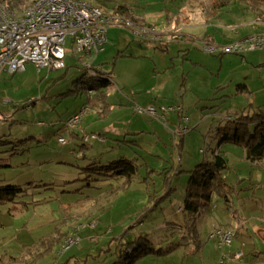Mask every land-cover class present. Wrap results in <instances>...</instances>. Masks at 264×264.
I'll return each instance as SVG.
<instances>
[{"label":"rangeland","instance_id":"374dc122","mask_svg":"<svg viewBox=\"0 0 264 264\" xmlns=\"http://www.w3.org/2000/svg\"><path fill=\"white\" fill-rule=\"evenodd\" d=\"M2 1L21 8L29 0ZM188 1H202L191 15L183 0H124L133 13L155 24L156 36L141 39L123 22L111 20L104 49L93 64L110 75L104 113L98 97L83 90L92 78L76 58L66 57L65 67L56 70L38 71L31 63L14 73L1 70L0 139L8 143L0 145V185L24 191L14 202L0 204V264H112L127 244H217L208 237L216 211L230 218L232 210L240 213L249 202L264 209V162L253 166L243 159L237 168L238 160L228 156L229 168L222 176L234 189L226 195L229 209L221 185L212 192L210 210L194 221L200 227L196 236L188 227L191 218L180 212L190 171L203 159L201 150L215 146L223 117L248 106L237 88L244 81L251 87L248 83L257 77L241 66L248 52L216 54L204 49V28L192 25L200 14L209 13V0ZM235 1L236 11L247 15L242 10L247 8ZM117 4L109 3L106 12ZM223 14L222 21L237 16ZM166 15L173 21L184 15V28L165 30ZM135 105L166 110L152 117L135 112ZM179 105L188 119L183 124L186 132L182 127L177 131ZM86 107L78 124L68 127L67 120ZM263 107L264 101L257 102L250 113ZM72 129L80 136L94 133L104 142L73 141ZM115 160H122L117 169L138 166L130 183L104 172ZM182 220L185 227L177 229ZM90 221L96 224L81 229L80 240L57 255L62 236L70 235L79 222ZM57 234L63 239H55ZM263 242L264 227L258 232L242 230L231 246L250 259V247L263 249Z\"/></svg>","mask_w":264,"mask_h":264},{"label":"built area","instance_id":"2783aa9c","mask_svg":"<svg viewBox=\"0 0 264 264\" xmlns=\"http://www.w3.org/2000/svg\"><path fill=\"white\" fill-rule=\"evenodd\" d=\"M113 1L116 0H29L21 8H10L0 0V71L4 69L10 73L21 71L27 63L33 64L38 71L56 70L65 67V57L71 55L82 62L85 72L90 76L100 75L93 62L104 49L107 27L111 20L123 22L133 35L141 39L148 40L156 36V30L152 25L122 19L113 12L107 13L106 7ZM68 37L70 47L66 46ZM205 46L206 51L216 54L243 55L249 51L264 50V31L228 43ZM93 92L87 90L88 94ZM176 108L181 112V105ZM133 109L138 113L145 112L152 117L157 116L154 106L142 108L135 105ZM86 110L87 107L74 114L67 120L66 125L74 128ZM161 110L166 109L162 107ZM182 119L187 121L185 116ZM96 138L99 137L94 133L82 135L83 142ZM58 140L66 143L63 137H59ZM95 224L96 221H90L88 224L79 222L62 241L56 254L65 253L71 245L80 240L78 233L81 229L93 227ZM234 236L233 229L216 225L212 226L209 233V238L215 239L220 247L230 245ZM240 258V251L231 255L222 252L218 263L226 264L229 260Z\"/></svg>","mask_w":264,"mask_h":264},{"label":"crops","instance_id":"0c3cea01","mask_svg":"<svg viewBox=\"0 0 264 264\" xmlns=\"http://www.w3.org/2000/svg\"><path fill=\"white\" fill-rule=\"evenodd\" d=\"M120 1L122 0H119L118 4H124V0L122 2ZM181 1L182 0H179L180 3ZM201 3L202 1H199V3L196 2V4H193V2L191 3L188 0H183L182 4L184 5L186 4L188 6V10H189L188 12L191 15L193 14L191 10H194L196 8V5L198 6ZM240 3L243 4L242 7L247 8V9H242L244 12L247 13V15L243 13L242 11H236L237 9H239L236 6L237 4L236 1H232L230 4L221 8L219 11H217L214 14H207V13L200 14L199 16L201 18L198 19L197 24L193 23L192 25V26H197L199 28H204L201 33L202 37L200 39H204V41H206L205 42L206 44H224L227 42H231L233 40L241 39L252 33L264 31V21L255 19V16L251 15V12L248 9L247 5L241 1ZM147 5H149V2ZM165 11L167 12V9H165ZM223 12H226L227 14H230V13L236 14L237 15L236 19L235 20L225 19L222 21L223 19L222 15H224ZM147 13H148V10L146 14ZM242 13L245 14L246 16L243 15ZM133 14L139 20L146 22V24L148 25H153L155 27V24L148 21L144 16H140L135 13ZM169 17L170 16L166 15L165 19L163 20V28H165V30L174 31L176 28L182 26L184 15H182V18L180 20H178L177 18L175 21L172 20V17L171 18ZM176 25H180V26L176 27ZM182 28H184V26H182ZM245 54H247V52ZM66 57L71 58L73 56L67 55ZM241 66L246 67L253 72L255 71L257 74V77L255 78V80L253 82L248 83L250 84L252 88L249 87L247 85V82L245 81L243 84L238 86V88H241V89L240 91L237 90V94L240 93L246 96V98L249 100L248 106L243 107L242 112L238 114L237 113H233V115L227 114L225 117H223L225 119V122L223 125H218V127H216L215 146L212 149H210V151L213 149H217L220 151V154L226 160V168H225L226 170L229 168V162L227 159L228 156L230 157L233 156L238 160L235 164L237 168H239V166L243 163L242 161L244 160L245 162L247 161L250 165H253V166L261 165L264 162L263 159L259 162H250L246 160L244 158L243 149L238 145L228 143V142L221 143V144L218 143L219 136H221L222 133H224L225 131L231 130L232 127H230L231 125L230 122L233 121L234 118H236L239 114H242V113H250V109L252 108L253 104L257 102L260 104H263V101H264V50L249 51L247 57L245 55L243 56L241 60ZM98 68L96 69L99 71L100 69ZM106 75L108 78L110 77V75L108 74ZM109 81H110V78H109ZM101 92L94 91L92 95L94 97L95 96L98 97V100L100 102V112L102 113L107 94H106L105 88H102ZM102 94H104V98L102 97ZM90 99H92V97H90ZM155 109L157 110V115L160 111H162L161 108H155ZM175 109L177 110V108ZM183 111H184L183 107H182L181 112L176 111L177 112L176 115L179 118L178 125H177L178 132L181 127H182V130L183 128H186L185 131L183 130L184 132L189 130L186 126L185 127L183 126L184 123L188 122V119L187 121H184L182 119ZM69 137L73 141L75 140L78 141V139H81L82 141V136H80L77 132L73 131V129L69 131ZM95 140L99 141L100 143L104 142V139L101 137L96 138ZM66 143H67V140H66ZM201 152L202 154L204 153V151L202 150ZM222 172L220 173V176L224 180V184H221V185H224V188H222V190H225L224 191L225 205H226V208L229 209L231 202L227 198L226 195L234 191V189H231L232 186L227 185L228 183L226 184L225 178L222 176ZM219 188H216V189H219ZM216 189L212 190V192L215 191ZM212 192L207 202L205 200L202 201V204H205V208L200 209L198 211L197 216L202 212L207 214V212L210 210V204L212 201ZM250 201H252V199ZM250 204H251L250 202L247 203V207H245V209L243 208V211L240 213H238L236 210L235 211L232 210L233 216H230V218L227 216L225 217V214H223L222 211H216L215 217L212 218L213 222L211 225L213 226L217 224L218 226L233 229L235 231L236 236H239V234L241 235L242 230H244L246 233H249V231H252V232L260 231L261 228L264 227L263 225L264 209L260 207L258 208L255 205L251 206ZM180 212H183V214H185V212L183 211V208L182 210L180 209ZM183 220L180 223V225L176 226L177 229H180V228L182 229L183 227H185ZM199 229H200L199 226L195 227V231H196L195 236L199 234ZM151 245L156 250L159 249L160 252L159 253H149V254L143 255L140 258H138L133 264H219L218 258L222 252H224L227 255H231L237 251L241 252L240 260H229L228 262H226V264H264V242L262 244L263 249H259V248L256 249L254 245L250 247L251 250L249 252V255H252L250 259L248 258L244 259V253L241 251V249L239 247H235V248L232 247L231 246L232 244L228 246H221V247L218 244H151ZM225 247H228V249L224 250Z\"/></svg>","mask_w":264,"mask_h":264},{"label":"trees","instance_id":"16d2710c","mask_svg":"<svg viewBox=\"0 0 264 264\" xmlns=\"http://www.w3.org/2000/svg\"><path fill=\"white\" fill-rule=\"evenodd\" d=\"M235 0H209V13L214 14L221 8L227 6ZM245 2L248 9L255 14L258 20L264 21V0H237ZM18 3V2H17ZM16 3V5H17ZM10 6V8H15ZM113 14L123 16L126 19L133 21L139 20L132 12L131 6L127 3L117 4L112 6ZM84 75V74H83ZM92 81L89 83V88L83 90H93L101 92L109 81V78L105 72H101L100 75L90 76ZM241 88H237L240 91ZM102 93V92H101ZM104 97V94H102ZM231 130L225 131L218 138V143H232L240 146L243 149L244 158L250 162H259L264 158V108H258L252 113L239 114L233 121L230 122ZM8 141L0 139V145L6 144ZM203 159L198 163L193 170L190 171V176L187 181L185 188V197L183 203V211L186 216H189L191 220L189 229L194 230L195 233V220L200 209L205 208L206 202L210 198L212 190L219 188L221 184H224V180L220 176V173L226 168V160L220 154L217 149L203 150ZM122 160L112 161L107 165L105 173H111L115 176H124L126 184L130 183L133 177L137 174V165L130 164L124 166L121 169L120 164ZM131 163V162H129ZM92 168L96 166L92 164ZM104 167V166H103ZM96 171V175L99 174ZM107 175V174H103ZM167 182L168 179H167ZM24 189L12 184H1L0 185V204L7 202H14ZM187 227V225H186ZM196 234V233H195ZM62 236L63 238L66 237ZM59 238L58 234L55 235V239ZM159 249H155L151 244H127L123 252L120 253L119 259L112 264H133L138 258L149 253H159ZM39 255L41 253H38Z\"/></svg>","mask_w":264,"mask_h":264}]
</instances>
